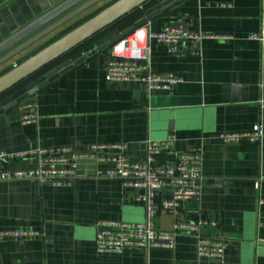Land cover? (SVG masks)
I'll return each mask as SVG.
<instances>
[{"label": "crops", "instance_id": "1", "mask_svg": "<svg viewBox=\"0 0 264 264\" xmlns=\"http://www.w3.org/2000/svg\"><path fill=\"white\" fill-rule=\"evenodd\" d=\"M63 1L0 0V42ZM110 1L102 0L26 48L0 66V74ZM262 18L264 0H182L147 22L152 30L173 25L209 35L198 53L185 45L169 54L164 45L151 43V69L174 72L180 82L165 90L107 82L108 48L27 97L36 104L35 123L20 122V103L0 114V151L6 153L125 144L137 159L147 140L173 134L172 151L163 158L198 151L202 177L195 196L177 212L157 210L153 226L169 230L176 221L204 217L209 223L199 232L225 244L221 259L198 256L195 234L184 231L176 234L173 248L97 253V220L144 221L145 208L135 200L142 189L123 186L119 178L79 176L64 186L35 178L0 181V230L38 232L0 240V264H264V246L254 244L255 237L264 236V203H259L264 199V44L248 38ZM255 123L263 131L259 142L224 143L219 137L249 132ZM0 164L24 169L36 163L28 157ZM94 168L93 162L81 161L79 173L92 174Z\"/></svg>", "mask_w": 264, "mask_h": 264}, {"label": "built area", "instance_id": "2", "mask_svg": "<svg viewBox=\"0 0 264 264\" xmlns=\"http://www.w3.org/2000/svg\"><path fill=\"white\" fill-rule=\"evenodd\" d=\"M208 36L181 26L166 25L159 30L150 29L147 23L138 26L109 47L104 79L110 83H141L148 89H168L180 82L181 77L174 72H154L151 69V43L164 45L169 54L177 53L185 45L198 53L200 42ZM248 38L264 44V18L259 28L251 32ZM20 105V122L35 123V101L25 99ZM262 135L261 126L255 123L249 132H223L219 137L224 143H256ZM174 141L173 134L160 140H147L144 155L137 159L129 156L125 144L94 143L83 149L58 146L9 153L0 151V161L32 157L36 163L33 168L24 169H9L0 164V181L35 178L54 186H64L79 176L119 178L123 186L142 189L135 200L144 206L145 219L142 222L97 220L94 224V247L97 253H121L129 247L173 248L176 234L184 231L195 234L198 256L221 259L225 244L199 232L200 226L209 223L204 217H200L197 222L176 221L169 230H158L153 226L157 210L177 212L184 201L195 196V183L202 177V156L198 151H176L172 158H163L164 153L172 151ZM81 161L95 164L92 174L87 171L79 173ZM162 190L165 192L155 201V195ZM259 203H264V199H260ZM36 235L38 232L34 230H0V240ZM254 244L264 246V236L255 237Z\"/></svg>", "mask_w": 264, "mask_h": 264}, {"label": "water", "instance_id": "3", "mask_svg": "<svg viewBox=\"0 0 264 264\" xmlns=\"http://www.w3.org/2000/svg\"><path fill=\"white\" fill-rule=\"evenodd\" d=\"M101 1L65 0L36 18L0 42V66ZM180 1L112 0L96 12H90L84 20L0 74V114L73 66L107 50L122 36L155 19ZM120 21L118 26L111 28ZM195 185L198 186L199 181Z\"/></svg>", "mask_w": 264, "mask_h": 264}, {"label": "trees", "instance_id": "4", "mask_svg": "<svg viewBox=\"0 0 264 264\" xmlns=\"http://www.w3.org/2000/svg\"><path fill=\"white\" fill-rule=\"evenodd\" d=\"M121 22H122V21L115 23L114 25L111 26V28H115V27L118 26ZM64 31L66 32V30H64ZM64 31L61 32L59 35H61L62 33H64ZM59 35H58V36H59ZM58 36H57V37H58Z\"/></svg>", "mask_w": 264, "mask_h": 264}]
</instances>
